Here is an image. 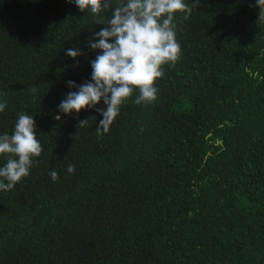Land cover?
Segmentation results:
<instances>
[{"label":"trees","instance_id":"obj_1","mask_svg":"<svg viewBox=\"0 0 264 264\" xmlns=\"http://www.w3.org/2000/svg\"><path fill=\"white\" fill-rule=\"evenodd\" d=\"M185 3L156 99L134 89L98 135L95 109L58 106L77 90L67 81L91 80L87 40L111 9L0 0V135L25 113L42 146L0 190V264H264V16L256 0Z\"/></svg>","mask_w":264,"mask_h":264},{"label":"clouds","instance_id":"obj_2","mask_svg":"<svg viewBox=\"0 0 264 264\" xmlns=\"http://www.w3.org/2000/svg\"><path fill=\"white\" fill-rule=\"evenodd\" d=\"M74 2L81 12L89 11L99 14L111 9V16L99 19L97 24L104 25L87 40L91 50H100L94 60L91 80L77 85L69 80L67 84L76 91L66 94L58 111L70 115L82 109H95L103 119L97 126V134L107 133L119 112V106L132 95L134 89L139 90L135 103L151 102L156 99L158 89L155 81L163 75L162 65L175 63L181 53V46L176 40V25L173 23L177 12L185 13L184 19L191 15L192 5L185 0H120L114 8L111 0H69ZM260 8V16H264V0H256ZM199 6V0L197 4ZM67 56L77 58L82 50L69 48ZM79 61L77 60V65ZM35 92V88L31 89ZM103 101L105 108L97 105ZM7 102H0L3 112ZM55 119L60 120L57 115ZM88 124V119L79 120L77 128ZM33 116L20 113L9 135H0V155L9 154L7 162L0 167V190H11L23 177L29 175L33 157H39L42 146L34 131ZM67 172H75V166L69 164ZM55 182L59 176L57 171L49 173ZM7 181L5 183L4 181Z\"/></svg>","mask_w":264,"mask_h":264},{"label":"rangeland","instance_id":"obj_3","mask_svg":"<svg viewBox=\"0 0 264 264\" xmlns=\"http://www.w3.org/2000/svg\"><path fill=\"white\" fill-rule=\"evenodd\" d=\"M175 109H176V110H179V106H176Z\"/></svg>","mask_w":264,"mask_h":264},{"label":"water","instance_id":"obj_4","mask_svg":"<svg viewBox=\"0 0 264 264\" xmlns=\"http://www.w3.org/2000/svg\"><path fill=\"white\" fill-rule=\"evenodd\" d=\"M36 128V126H34Z\"/></svg>","mask_w":264,"mask_h":264}]
</instances>
